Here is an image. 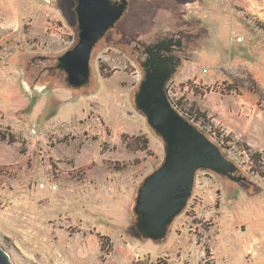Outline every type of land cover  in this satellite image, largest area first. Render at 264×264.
Returning a JSON list of instances; mask_svg holds the SVG:
<instances>
[{
	"label": "rangeland",
	"instance_id": "obj_1",
	"mask_svg": "<svg viewBox=\"0 0 264 264\" xmlns=\"http://www.w3.org/2000/svg\"><path fill=\"white\" fill-rule=\"evenodd\" d=\"M226 1L129 0L93 49L89 84L71 88L58 58L78 41L76 2L0 0V246L14 264H264V31L243 16L264 26V0ZM164 29L185 31L174 76L189 60L199 64L179 86L180 101L231 141L218 145L193 124L250 171L241 167L239 183L198 171L197 211L208 214L211 176L217 223L193 226L191 197L167 237L154 241L138 233L134 207L166 151L136 107L144 70L128 47ZM234 33L244 41L232 43ZM140 125L158 143L146 161ZM252 153L262 161L256 176ZM101 236L110 238L104 251Z\"/></svg>",
	"mask_w": 264,
	"mask_h": 264
},
{
	"label": "water",
	"instance_id": "obj_2",
	"mask_svg": "<svg viewBox=\"0 0 264 264\" xmlns=\"http://www.w3.org/2000/svg\"><path fill=\"white\" fill-rule=\"evenodd\" d=\"M74 1L78 41L58 58V68L66 73L69 87L82 88L91 80L94 47L123 18L129 0ZM156 47L158 54L162 48ZM149 54L142 62L144 78L135 103L162 139L166 155L162 165L139 187L134 214L138 233L144 239L159 241L167 237L171 225L188 205L198 171H211L238 183L246 178L238 175L236 163L225 157L169 100L166 85L176 74L180 59ZM0 264H14L1 246Z\"/></svg>",
	"mask_w": 264,
	"mask_h": 264
},
{
	"label": "built area",
	"instance_id": "obj_3",
	"mask_svg": "<svg viewBox=\"0 0 264 264\" xmlns=\"http://www.w3.org/2000/svg\"><path fill=\"white\" fill-rule=\"evenodd\" d=\"M219 1L221 6H227V1L226 0H217ZM243 16L245 17V20L248 22V24H256L257 25V21L252 20L251 17H249L247 14H245V12L243 13ZM231 41L232 43H241L244 41V37L243 36H239L236 35V33L231 35ZM248 68H250L248 66ZM199 69V64L197 63V61L195 60H189L188 64L185 68V71L183 72L182 75H180L179 77H172L167 85H166V94L169 98V100L171 102L177 103L178 101H180L181 97L180 95H178L177 91L180 85H183L184 83H186L187 80H193L194 78H196L195 76H193V73L198 71ZM191 76H193V78L191 79ZM230 160V159H229ZM233 162L236 163V165L239 167L240 171H241V167H245L247 168V165H243L241 163V160L238 158H235L234 160H231ZM239 171V172H240ZM248 171H250V168L248 167ZM205 173H209L210 175H213L214 172L211 171H205ZM255 176L259 175L258 172L253 171L252 172ZM257 173V174H256ZM215 174V173H214ZM206 180V181H205ZM207 180H209L208 182L211 183L212 186L208 187V192H209V200L208 203L205 204L206 208L205 211L206 213L208 212V214H204V213H198L197 208H196V203H199L201 201V197H198L197 195L194 194V196L192 197V206H189L188 210H187V217L192 220V223H194V221H196V223L193 226H199L200 228H202V226L204 224H215L217 223V218L219 215V198H218V190L216 189L214 190L213 187V178L211 176L206 175L204 177V183L205 185L207 184ZM206 189V191H207ZM189 225V227L191 228V224ZM185 224V223H184ZM187 225V224H186Z\"/></svg>",
	"mask_w": 264,
	"mask_h": 264
},
{
	"label": "flooded vegetation",
	"instance_id": "obj_4",
	"mask_svg": "<svg viewBox=\"0 0 264 264\" xmlns=\"http://www.w3.org/2000/svg\"><path fill=\"white\" fill-rule=\"evenodd\" d=\"M132 43L130 46L128 45V49L132 47V54L136 57V60L141 66L142 62L150 56L149 53L155 56L159 55L164 59H167L171 55H175L180 59L179 66L177 67L178 71L184 62L183 57L187 52L185 31L183 30L174 31L171 29H164V32L157 31L154 35L149 34L147 37L142 35L141 37L133 38ZM157 45H160L162 48L158 54L156 53L158 51ZM169 48L171 51H168Z\"/></svg>",
	"mask_w": 264,
	"mask_h": 264
},
{
	"label": "trees",
	"instance_id": "obj_5",
	"mask_svg": "<svg viewBox=\"0 0 264 264\" xmlns=\"http://www.w3.org/2000/svg\"><path fill=\"white\" fill-rule=\"evenodd\" d=\"M257 25L261 30L264 31V26H262L259 22L257 23ZM172 104L190 122L194 124H199L203 126L204 129H207V130L209 129V133L211 137L215 140V142L218 143V145L225 146V143H229V141H231V139H229L228 137L221 135L218 132V130L214 127V125L208 121L207 116L204 113L200 112L198 109H195L194 107L187 108L181 101H178L177 103L172 102ZM140 138L142 137L138 136L137 141L140 140ZM3 139H6V137L4 136ZM143 141L145 145L141 147L140 150H146L148 148L146 146V144L148 143V140H143ZM250 162L252 165L251 170L258 172L259 174H262L259 169L262 167L261 166L262 161L260 160L258 153H255V154L252 153ZM100 238H101V243H102L101 250L104 251L105 248L110 245V238L107 236H101Z\"/></svg>",
	"mask_w": 264,
	"mask_h": 264
},
{
	"label": "crops",
	"instance_id": "obj_6",
	"mask_svg": "<svg viewBox=\"0 0 264 264\" xmlns=\"http://www.w3.org/2000/svg\"><path fill=\"white\" fill-rule=\"evenodd\" d=\"M54 6V5H53ZM55 7V6H54ZM59 10H56L57 12H56V14H58L59 16H60V14L62 15V17H64V18H66V20H67V22H68V24H69V27H67L68 28V30H69V33L70 34H72V28L70 27V25L72 26V24L70 23V21L68 20V18H67V16L64 14V7H62V6H59V7H57ZM63 11V12H62ZM56 16V15H55ZM71 29V30H70ZM67 30V31H68ZM2 73H4V72H2ZM140 129H139V133H137L136 134V136H140V134L141 135H143V137H142V139L143 140H148V143L146 144V146L148 147L144 152H141V151H139V153H142L143 155H145V158H143V160L144 161H146V160H148V158L149 157H152V156H148L147 155V151H148V149H153V147H154V145L155 144H158L157 143V141H156V139H152L151 137H150V135L145 131V130H143L142 129V127H141V125H140V127H139Z\"/></svg>",
	"mask_w": 264,
	"mask_h": 264
}]
</instances>
